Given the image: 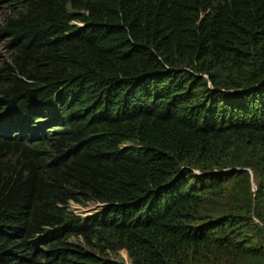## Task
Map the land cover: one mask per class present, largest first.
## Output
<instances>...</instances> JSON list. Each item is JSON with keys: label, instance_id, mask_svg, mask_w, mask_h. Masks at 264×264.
Here are the masks:
<instances>
[{"label": "trees", "instance_id": "obj_1", "mask_svg": "<svg viewBox=\"0 0 264 264\" xmlns=\"http://www.w3.org/2000/svg\"><path fill=\"white\" fill-rule=\"evenodd\" d=\"M1 4L0 264H264V0Z\"/></svg>", "mask_w": 264, "mask_h": 264}, {"label": "rangeland", "instance_id": "obj_2", "mask_svg": "<svg viewBox=\"0 0 264 264\" xmlns=\"http://www.w3.org/2000/svg\"><path fill=\"white\" fill-rule=\"evenodd\" d=\"M0 7H3V5L1 4ZM4 11H5L4 7L0 8V21L3 17L1 13H3ZM3 42H4L3 40H0V67H2L4 63H8L9 57L12 55V48L7 46ZM70 208L76 214L82 216L84 219H87L88 217H95L96 215L105 211L106 205L105 204H94L88 207H82L80 205L73 204L71 205ZM76 242L78 244H83L84 246V243H82V241L76 240ZM117 259H122L123 260L122 264H131L128 253L126 251H120L118 253L110 252L107 258V260H111V261H116Z\"/></svg>", "mask_w": 264, "mask_h": 264}, {"label": "clouds", "instance_id": "obj_3", "mask_svg": "<svg viewBox=\"0 0 264 264\" xmlns=\"http://www.w3.org/2000/svg\"><path fill=\"white\" fill-rule=\"evenodd\" d=\"M41 129V128H40Z\"/></svg>", "mask_w": 264, "mask_h": 264}]
</instances>
